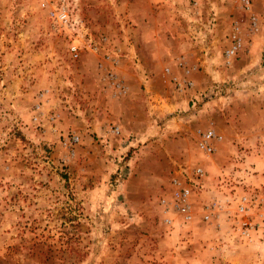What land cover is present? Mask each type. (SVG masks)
<instances>
[{
  "label": "rangeland",
  "instance_id": "1",
  "mask_svg": "<svg viewBox=\"0 0 264 264\" xmlns=\"http://www.w3.org/2000/svg\"><path fill=\"white\" fill-rule=\"evenodd\" d=\"M249 1L84 0L96 50L75 59L36 0H0V264H264L259 232L201 209L230 189L264 202V0ZM196 168L193 223L165 226L160 197Z\"/></svg>",
  "mask_w": 264,
  "mask_h": 264
},
{
  "label": "built area",
  "instance_id": "2",
  "mask_svg": "<svg viewBox=\"0 0 264 264\" xmlns=\"http://www.w3.org/2000/svg\"><path fill=\"white\" fill-rule=\"evenodd\" d=\"M39 8L47 16L48 24L55 32L63 35L67 40V49L73 58H78L83 50H96L92 39L85 27L83 11L84 0H36ZM246 9L250 8L249 0H242ZM254 21V19H253ZM230 46L226 50L227 56L235 55L242 49V41L237 26L231 31ZM88 37V39H87ZM117 132V127H114ZM76 140V139H75ZM222 136L212 129L204 130L197 142L199 151L204 156H210L217 151V144ZM205 172L202 168L192 170V174H181L182 177H172L169 183L172 191L163 194L159 199L162 212V223L171 227L176 221L182 224L193 223L194 212L192 199L196 189H202V178ZM222 198H214L202 205V220L208 222L214 217L224 214L231 221V229L245 241L254 242L255 231L264 239V224L259 226L252 222L251 213L258 205L264 203L258 194H238L235 189L226 193ZM264 216V213L262 214Z\"/></svg>",
  "mask_w": 264,
  "mask_h": 264
}]
</instances>
